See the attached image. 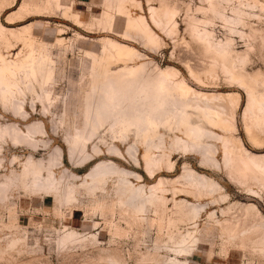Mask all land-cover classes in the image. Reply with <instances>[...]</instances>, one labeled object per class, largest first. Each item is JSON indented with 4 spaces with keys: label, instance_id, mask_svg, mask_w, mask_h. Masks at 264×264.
I'll use <instances>...</instances> for the list:
<instances>
[{
    "label": "rangeland",
    "instance_id": "rangeland-1",
    "mask_svg": "<svg viewBox=\"0 0 264 264\" xmlns=\"http://www.w3.org/2000/svg\"><path fill=\"white\" fill-rule=\"evenodd\" d=\"M57 1L61 6L53 9L54 0H0V23L13 30L30 24L34 36L33 42L24 47L15 44L11 37L9 47L0 40V52L11 60L16 59L17 52L22 56L35 50L37 55H50L55 62V81L50 86L53 103L47 109L49 113L42 110L41 105L32 109L31 100L37 101V98L30 94L25 99L27 114L15 115L0 106V129L7 131L0 142V188H7L6 192L0 193V264H264V191L256 182L238 185L230 181L220 168L217 171L202 168L197 156L184 158L182 153H176L172 155L174 172L167 175L168 178L180 175L186 161L194 170L221 186L213 192L214 198L225 195V199L212 202L211 198L198 200L178 196L176 202L185 199L191 205H202L207 209L196 222H191L174 207L172 195L168 192L169 199L163 213L150 207L135 216L119 205L116 194L118 172L126 170L141 174L144 182L135 180L133 183L145 188L157 179H148L141 169L107 154L124 153L134 162V158L143 153L140 146L133 142L129 145L109 141L103 144L100 131V136L93 138L86 148L91 154L90 163L74 168L67 160V140L83 121V97L89 88L92 65L87 52L100 56L105 38L129 45L141 54L139 58L129 60L128 65L145 63L149 70L154 66H171L178 71V78H183L195 89L238 92L241 98L235 112L237 129L234 134L241 138L248 150L264 152V146L256 148L247 140L242 119L246 94L236 81L229 78L222 67L223 62L213 58L214 55L189 29L194 18L207 21L199 27L212 31L218 41L230 39L232 58L238 55L247 57L243 63L234 62L240 74L247 77L260 72L264 77V0H213L217 13L208 8V0H137L136 5L126 3L130 15H142L151 24L161 40L158 46H148L132 33V36H120L125 20L121 15H116L113 30L109 32L99 22L104 0H97L96 5L81 4L76 0ZM21 4H26V9L9 19ZM115 4L109 14L115 13ZM62 6H70L73 13L79 14L66 19ZM161 6L175 12L176 28L171 33L165 30L167 28L164 30L168 33L156 27L150 20L149 7L159 9ZM240 11L246 14L239 24L223 19V16L234 18ZM230 63V60L225 61L226 65ZM120 66L117 63L111 69ZM256 87L258 92H264L262 86ZM28 129L34 132L33 141L15 145L12 134L16 131L26 133ZM255 132L262 140L260 145H264V131ZM217 146L220 151V144ZM95 147L102 148V151L95 152ZM30 160L55 164V176L60 181L57 192L30 187L24 177ZM218 160L222 161L220 153ZM98 164H102L101 170L108 172L110 178L104 189L88 193L85 189L90 182L88 174ZM68 187L72 188L73 198L69 200L64 194ZM248 204L255 205L259 215L255 209L244 211L243 206ZM224 219L229 223L221 228L216 221ZM187 231L196 237L195 247L190 254H178L175 246Z\"/></svg>",
    "mask_w": 264,
    "mask_h": 264
},
{
    "label": "bare ground",
    "instance_id": "bare-ground-1",
    "mask_svg": "<svg viewBox=\"0 0 264 264\" xmlns=\"http://www.w3.org/2000/svg\"><path fill=\"white\" fill-rule=\"evenodd\" d=\"M54 2L53 9L56 8L54 6H61L57 0ZM208 2V8L217 13L213 0ZM113 3H116L115 13L109 14ZM126 3L138 4L137 0H104V11L99 22L110 32L113 30L116 15L124 16V28L120 36L138 35L148 46H156L161 40L151 24L142 15H130L125 7ZM25 9L26 4H21L17 12L10 14L9 19L21 14ZM71 9L70 6L64 7L62 13L66 19L75 18L79 14L73 13ZM148 11L150 20L156 27L170 33L175 30L176 15L173 10L161 6L159 9L149 7ZM245 14L240 11L234 18L223 16L224 14L222 16L226 22L239 24L244 21ZM202 22L207 23L194 18L189 29L205 49L214 55L213 58L223 62L222 67L229 78L236 81L246 94L247 104L242 119L247 140L254 147L260 148L264 145H260L262 140L257 138L255 131H264V92H258L256 86L264 88V77L260 72L247 77L240 74L234 62L238 60L236 62L243 63L247 57L238 55L232 58L231 40L222 42L214 39L212 31L199 27ZM10 37L15 44H23V47L30 45L34 38L31 25H22L13 30L0 23V40H3L6 47L11 46ZM87 54L92 58V65L89 70V88L83 97V121L80 126L74 128L73 135L67 140V160L74 168L90 163L91 154L86 148L93 138L100 136V131L103 133L100 137L103 144L109 141L129 145L133 142L140 146L143 153L134 158V162L124 153L107 154L141 169L148 179H157L145 188L133 183L135 180L144 182L141 174L126 170L118 172L116 194L122 208L129 209L135 216L144 208L150 207L155 212L163 213L169 199L167 193L170 192L171 201L174 207L180 209L181 216L196 222L207 209L202 205H191L185 199L176 202L178 196L185 195L198 200L211 198L212 202L225 199V195H217L218 197L214 198L213 192H217L221 186L207 175L194 170L186 161L180 175L168 178L167 175L174 172L172 155L176 153H182L181 157L184 158L189 155L197 156L202 168L216 171L220 168L233 183L248 185L250 181H254L264 191V152L254 153L248 150L241 138L234 134L237 129L235 112L241 98L238 92H206L195 89L183 78H178V71L171 66H154L149 70L145 63L128 65L129 60L139 58L141 54L135 48L111 38L104 39L100 56L89 52ZM18 55L19 52L16 59L10 60L0 52V106L15 115L27 114L25 99L30 94L37 98V101L31 100L32 109L36 110L41 105V109L44 108L42 110H47L53 103L50 86L55 81L54 60L48 54L37 55L35 50H30L22 56ZM226 60L231 63L226 65ZM117 63L121 66L112 70L111 66ZM43 114L45 113L42 112ZM6 134V129H0V142ZM33 138L34 132L29 129L26 133L16 131L11 136L17 146L29 144ZM218 144L221 146L220 151ZM101 151L102 148L95 147V152ZM219 153L222 154V161L218 160ZM26 165L24 177L30 187L57 192L60 181L55 176L54 163L30 160ZM101 167L102 164L96 165L94 171L88 174L90 182L85 185L88 193L104 189L110 178L108 172L102 171ZM6 190V187H1L0 193ZM64 194L67 200L72 198V188H66ZM243 207L244 211L255 209L259 215L255 205L248 204ZM216 222L221 228L229 223L226 219ZM180 239L178 246H175L176 252L182 255L190 254L195 247L196 237L187 231Z\"/></svg>",
    "mask_w": 264,
    "mask_h": 264
},
{
    "label": "crops",
    "instance_id": "crops-1",
    "mask_svg": "<svg viewBox=\"0 0 264 264\" xmlns=\"http://www.w3.org/2000/svg\"><path fill=\"white\" fill-rule=\"evenodd\" d=\"M76 1L81 4H87V5H96L98 3L97 0H76Z\"/></svg>",
    "mask_w": 264,
    "mask_h": 264
}]
</instances>
